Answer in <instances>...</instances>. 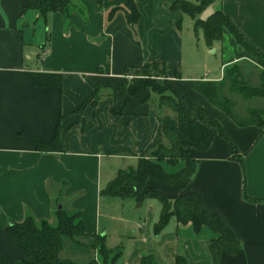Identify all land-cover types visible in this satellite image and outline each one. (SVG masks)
I'll list each match as a JSON object with an SVG mask.
<instances>
[{
    "label": "crops",
    "instance_id": "1",
    "mask_svg": "<svg viewBox=\"0 0 264 264\" xmlns=\"http://www.w3.org/2000/svg\"><path fill=\"white\" fill-rule=\"evenodd\" d=\"M196 2V0H189ZM30 0H0V250L7 262L25 258L6 228L27 214L55 222L59 205L80 211L87 234L101 236L118 252L115 264H264V127L238 125L223 115L192 80L220 81L235 65L242 83L260 84L262 67L227 31L208 45L195 42V20L175 0H136L139 19L129 26L123 11L108 19L98 0H70L67 13L45 17L27 8ZM247 41L264 55V0H214ZM200 16V15H199ZM203 35V30H202ZM218 50L221 57L215 56ZM162 62L170 83L219 122L209 147L195 153L190 179L156 186L166 194L197 192L205 206L233 229L240 248L214 261L210 240L219 233L203 225L170 219L155 235L161 205L153 199L103 196L100 189L119 169L135 167L158 143L168 145L164 127H175V112L144 88L127 100L125 68ZM254 71L255 73H253ZM61 74V85L36 87L33 73ZM98 88L99 99L83 106ZM226 114V113H225ZM194 115V114H193ZM58 138L61 149L41 151L34 140ZM237 149L241 162L232 157ZM174 175L185 167L159 161ZM83 239H91L81 237ZM88 248V247H86ZM76 254L78 262L98 259L97 250ZM60 251L61 258H70ZM74 254V253H73ZM92 258V259H93ZM75 260V259H73ZM76 261V260H75Z\"/></svg>",
    "mask_w": 264,
    "mask_h": 264
},
{
    "label": "trees",
    "instance_id": "2",
    "mask_svg": "<svg viewBox=\"0 0 264 264\" xmlns=\"http://www.w3.org/2000/svg\"><path fill=\"white\" fill-rule=\"evenodd\" d=\"M136 0H98L99 8L108 10V19H111L119 10L123 11L129 26L133 27L139 19V11ZM214 0H175L173 7L179 8L189 14L195 20V27L203 30V36L208 45L220 40L222 32L227 30L236 40L237 44L252 55L262 67L260 84L248 86L239 82L236 66H229L225 70L224 77L220 81L192 80L193 88L203 94L213 105L224 110L233 120L241 126L258 124L264 127V117L260 112L250 111L248 118L240 120L231 110L229 100L223 95L222 87L229 79L232 88L244 96L264 97V55L253 47L243 36L235 23L219 9L213 11L207 20L199 19L201 12ZM70 0H30L27 8L36 10L40 16L45 17L48 12L60 11L67 13ZM130 75L129 82L121 85H110L113 89H123L130 95L141 89L149 88L158 93V103L171 108L177 117L178 124L175 127H164L163 136L168 140V145L158 143L151 150L149 157L138 158L135 167L119 169L116 175L101 189L103 196L131 197L137 202L145 199H156L161 210L157 221L154 223L153 232L158 235L167 225L170 219L179 223L191 222L195 230L203 225L219 233L217 238L210 240L209 250L214 261H218L223 253L234 254L240 248L233 229L216 212L210 211L204 204L201 196L192 190L178 194H166L156 184L166 186L179 185L191 178L195 171L197 151L209 147L214 138L213 128H217L222 134L219 122L207 117L203 107L193 101L186 94L175 88L167 78L165 64L162 62L148 63L143 66H128L125 68ZM162 76L164 81L160 84L156 77ZM33 83L36 87L61 85V74L58 73H33ZM169 92V93H167ZM99 99L98 88L94 87L92 95L85 100L94 104ZM194 114V115H193ZM35 146L41 151H54L61 149L57 137L50 142L34 140ZM233 152V151H232ZM241 162V156L232 155ZM185 160V167L174 175L165 173L159 161L166 160L175 164L179 160ZM55 222L46 220L37 221L32 214H27L21 222H13L6 231L25 253V258L16 262H7L0 250V264H115L118 252L107 249L99 235L87 234L80 211H68L62 206L55 210ZM91 238L89 246L98 253V259H91L80 263L70 258H61L64 238H70L77 244V237ZM142 264H150L149 257H143ZM176 264H186L183 256L177 255Z\"/></svg>",
    "mask_w": 264,
    "mask_h": 264
},
{
    "label": "rangeland",
    "instance_id": "3",
    "mask_svg": "<svg viewBox=\"0 0 264 264\" xmlns=\"http://www.w3.org/2000/svg\"><path fill=\"white\" fill-rule=\"evenodd\" d=\"M194 35H195V42L198 41H204L203 39V35H202V29L198 28L197 31H194ZM217 57H221V53L218 50V52L216 53ZM236 71L239 75V82L240 80L244 79L245 74L243 73V71L241 69L236 68ZM253 73H255L254 71H252ZM156 80L162 84V82L164 81V78L162 76L156 77ZM241 84V83H240ZM222 91H223V95L229 100L230 104H231V110L234 114V116L240 120H244L246 118H248V114L250 111L254 110L257 112H260L262 117H264V97H251L248 98L246 96H244V94L239 93L237 90H234V88H232V85L229 81V79L224 83L223 87H222ZM169 93V92H167ZM158 94V93H157ZM223 111V115L225 116H229L226 112ZM226 113V114H225ZM210 117V116H208ZM219 123H222V120L219 119ZM232 154L237 153V149L235 147H232ZM155 200V199H153ZM155 202L159 205V203L155 200ZM92 242L91 239H83L80 237H77V244H74L73 241L70 238H64L63 240V244H64V255H68V257H72L73 259H75L76 261H78L80 258L77 257L76 254H89L92 253L91 249L89 248V244ZM88 247V248H86ZM93 250V248H92ZM74 253V254H73ZM93 257H90L91 260ZM81 261V260H79Z\"/></svg>",
    "mask_w": 264,
    "mask_h": 264
},
{
    "label": "water",
    "instance_id": "4",
    "mask_svg": "<svg viewBox=\"0 0 264 264\" xmlns=\"http://www.w3.org/2000/svg\"><path fill=\"white\" fill-rule=\"evenodd\" d=\"M213 13V8L210 5H208L200 14L199 19L201 20H207L208 17ZM240 83H242V80H240ZM59 208H61V204L59 205Z\"/></svg>",
    "mask_w": 264,
    "mask_h": 264
}]
</instances>
